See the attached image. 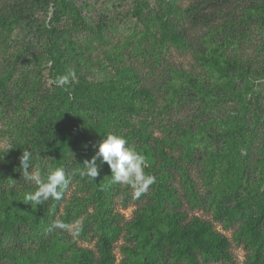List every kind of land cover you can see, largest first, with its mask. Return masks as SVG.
<instances>
[{"label": "trees", "instance_id": "16d2710c", "mask_svg": "<svg viewBox=\"0 0 264 264\" xmlns=\"http://www.w3.org/2000/svg\"><path fill=\"white\" fill-rule=\"evenodd\" d=\"M15 1L4 0L1 5L10 9ZM52 4L56 6L51 20L56 23L44 27L43 52L39 54L50 63V85L44 86L41 71L31 78L24 72L12 75L24 56L20 49L14 51V60L0 57V123L11 139L5 153L0 148V264H115L113 247L120 239L119 264L229 262L228 238L208 220L182 210L174 182H181L191 208L200 207L190 175L198 166L193 163L221 169L223 147V157L242 183L248 148L258 129L263 137L258 138L256 151L264 148L263 111L252 86L254 80L264 77V62L223 50L227 42H241L234 24L223 30L222 25L217 27L214 35L190 36L185 23L198 15L193 8L184 10L171 0H161L157 7L138 2L133 14L143 24V32L136 38L137 45L133 49L126 43L117 50L109 46L103 55L96 49L103 45L107 24L101 20L88 23L79 7L65 0ZM60 13H67L66 25H57ZM255 18L258 23V16L249 12L246 21ZM85 31L92 32L98 43L93 44L89 36L90 42L85 36L84 40L76 36ZM7 47L3 42V48ZM172 52L187 55L192 63L187 68L172 64ZM104 64L107 74L96 77L95 71ZM144 68L146 75L161 79L162 86L149 82L142 75ZM70 69L76 73V82L59 84L57 77ZM155 86L169 94L161 98ZM109 132L124 136L142 152L145 171L156 177L146 202L125 222L113 210L110 196L118 186L108 185V165L100 166L94 180L80 176L82 164ZM197 141L205 152L195 151ZM23 150L33 153V169L44 172L48 166L64 167L81 192L72 191L67 199L66 190L60 201L30 204L25 196L35 186L24 181L19 168ZM263 182L264 175L258 184ZM217 184L222 185V177ZM249 184L248 191L257 189ZM89 204L91 210L87 211ZM212 207L216 219L245 216L234 240L245 237L252 243L246 264H264L263 203L259 201L253 209L237 200L230 207L214 198ZM55 221L68 225L78 221L80 234H71L77 224L69 231L49 232ZM79 239H94L97 253L79 245Z\"/></svg>", "mask_w": 264, "mask_h": 264}, {"label": "rangeland", "instance_id": "374dc122", "mask_svg": "<svg viewBox=\"0 0 264 264\" xmlns=\"http://www.w3.org/2000/svg\"><path fill=\"white\" fill-rule=\"evenodd\" d=\"M0 0V33L2 40L0 39V57H6L8 60H14V51L20 49L24 54L21 55L19 61L13 67V76L16 77L19 73L24 72L28 76L34 77L36 72L41 71L44 75L42 82L44 86H48L51 83V79L48 77L49 62L39 57V54L43 52L44 44V27H49V24H53L51 20L52 12L55 6L52 4L53 0H16L9 9L2 6ZM79 7L84 19L88 23L93 21H103L107 24L108 28L102 33L101 47H97L96 51L101 54L107 52V48L114 46L117 50L122 45L128 43L134 49L137 45L136 38L141 36L143 32V24L133 14L135 5L138 2H145L148 7H157L161 0H65ZM175 1L181 6L182 9L193 8L198 15L197 19H193V22L185 23V29L189 31L190 36L201 37L204 34H215L217 27L222 25L224 27H231L234 24V31L240 36L241 42L239 45L231 44L227 42L224 44L223 50L226 51H238L240 58L257 59L264 62V0H171ZM258 16V23L256 20L247 22L248 13ZM189 14L191 15L190 11ZM60 19L57 25H66L68 23L67 13L59 14ZM51 21V22H50ZM190 21V20H189ZM54 25V24H53ZM76 36L84 40L88 36L92 39V43H98L95 39V35L88 31L76 34ZM223 36V34H222ZM90 39L88 38L89 42ZM3 42L8 45L7 50L3 48ZM134 42L135 44H132ZM125 48V47H123ZM128 51L129 48L127 49ZM95 52V49H94ZM29 55L30 58L25 57ZM169 61L172 64H177L182 68H187L190 62L187 55H183L177 52L170 54ZM28 60V61H24ZM261 63V62H260ZM13 65V63H12ZM105 64L95 71V76L103 78L107 73L105 71ZM106 68H108L106 66ZM147 69H142L143 74H149ZM149 82L153 85L158 84L162 86V80L153 77L152 75H146ZM255 94L258 95V104L261 106L264 118V77H258L252 83ZM156 87V86H155ZM157 88V87H156ZM156 91L161 98L166 97L169 92H162L157 88ZM250 97L249 95H247ZM253 105V103H252ZM261 126H264L262 123ZM264 130V128H263ZM262 129L256 131L257 138L254 139V144L248 148L249 154L245 159V170L242 172L241 181L237 180L238 174H236L231 167V164L223 157L226 151L222 147V168L211 169V164L202 165L197 161L193 163L198 166L191 169L190 175L195 180V192L200 200V207L191 208L186 201L185 193L183 191L181 182L177 179L174 185L177 187L178 195L182 201V210L187 211L189 216H197L203 220H208L213 228L226 236L230 241L229 251L232 254V259L226 264H246L252 249V243L248 242L243 237L239 242L234 240L235 234L239 232L240 224L244 220L245 216H235L231 214L229 217H223L222 219H216L213 215L212 199H222L230 207L235 206L237 200H241L247 208L257 209L258 202L261 201L264 205V182L258 184L259 177L264 175V148H260V152L256 151L258 146L255 144L260 143L259 137H263L261 133ZM84 140V139H83ZM86 141V140H85ZM11 139L6 133H4V126L0 123V148L4 149L5 146H9ZM224 140H222V143ZM205 152L201 146H198V141L195 143V151ZM198 157V155L196 156ZM212 170V172H211ZM211 172V173H210ZM222 177V185H218V181ZM110 180V177L108 178ZM254 184L256 186L255 191H248L247 186ZM115 186V185H114ZM117 191H114L111 198L113 210L120 214V220L122 222L130 220L134 211L141 207L147 200V194L141 195L140 198L134 199L132 196V189L126 185L117 184ZM72 191L81 192L77 189L75 181H71L65 198H69L72 195ZM227 191V192H226ZM223 192L226 195L223 196ZM233 192L235 195H233ZM126 201V203H125ZM109 203V202H108ZM86 210H91V205H86ZM78 222V221H77ZM77 222L71 223L70 229H73ZM123 240L120 239L115 243L113 247V253L116 257L115 264H119L122 254L119 246ZM78 244L89 248L94 253L96 252L95 240H78Z\"/></svg>", "mask_w": 264, "mask_h": 264}, {"label": "clouds", "instance_id": "9594fccd", "mask_svg": "<svg viewBox=\"0 0 264 264\" xmlns=\"http://www.w3.org/2000/svg\"><path fill=\"white\" fill-rule=\"evenodd\" d=\"M76 80V73L71 69L57 77V82L61 85L75 83ZM8 148L9 146H5L3 153ZM33 159V153L28 150H23L19 158V168L24 181L35 186V190L26 194L25 199L35 205L50 200L60 201L71 183V176L66 174L64 167L48 166L44 172H41L39 167L33 169ZM104 163L108 165L111 173L108 185L120 184L130 187L134 199L146 194L150 186L156 183V177L145 171L146 156L130 145L122 135L112 132L104 135L103 139L96 144L94 155L82 164L83 170L80 171V176L94 180L100 173V166ZM81 228L82 225L77 224L76 230L71 231V234L78 236ZM55 229L69 231L70 225L55 221L49 226L48 231Z\"/></svg>", "mask_w": 264, "mask_h": 264}]
</instances>
